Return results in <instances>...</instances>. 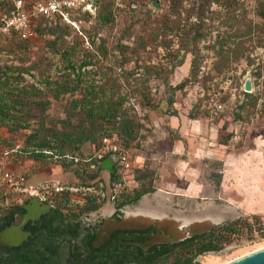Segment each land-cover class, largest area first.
I'll list each match as a JSON object with an SVG mask.
<instances>
[{
  "label": "rangeland",
  "instance_id": "rangeland-1",
  "mask_svg": "<svg viewBox=\"0 0 264 264\" xmlns=\"http://www.w3.org/2000/svg\"><path fill=\"white\" fill-rule=\"evenodd\" d=\"M204 1L184 0L178 15L163 17L168 0H114L109 8L111 21L104 23L108 8L103 5L98 16L83 20L79 29L82 35L52 21L38 24V31L26 41L0 38V67L25 70V74H21V84H31L41 90L38 99L48 101L44 112L36 108L31 110V119L24 115L26 110L17 111L16 120H25L27 129L18 124L0 126V156L7 166L26 178L35 175L52 178L59 173L71 177L69 173H73L76 181L67 186L77 190L71 194L76 198H84L88 193L96 195L103 182L100 175L93 182L87 179L89 174L97 175V171L83 161L92 154L91 149L86 148L88 145L96 148L102 137L100 134L94 137L92 144H85L84 155H76L80 161L71 165L66 159L50 155L33 160L27 153L31 144L28 134L32 131L60 128L62 120L65 125L75 122L70 101L77 99L79 93L65 94L54 100L40 85L45 78L59 80L64 76L60 71L65 62L63 51H71L74 65L90 56L92 66L85 69L83 83L101 88L106 96L125 97L122 109L142 126L138 136L144 138L130 142L127 148L132 169L127 192L120 195L119 200L127 199L132 190H144L151 192L144 194L139 203L146 197L152 201L160 199L162 203L165 180L180 185L175 180V169L181 155L173 152V146L180 144L181 135L176 129H170V125L206 122L218 126L220 140L237 130L238 146L244 143L248 146L252 139L260 136L264 138V19L255 13L256 5L264 4V0H219L208 6L202 5ZM153 2L157 8L152 7ZM200 7L197 13L196 8ZM160 16L163 17L160 22L166 20L169 29L160 36L146 37L144 31L155 27L148 22ZM193 28L199 29L203 38L195 46H178L175 34L191 32ZM214 41L220 46L215 43L211 46ZM117 46L145 48L139 50V59L128 53V61L121 62ZM102 49L104 56L100 54ZM193 57L197 61L196 75L185 81ZM151 66H161L164 72L157 77ZM182 82L180 90L171 92L167 87ZM245 82L250 86L248 92L243 91ZM170 95L172 104L168 106L166 100ZM146 101L157 104L156 110L143 106ZM4 207L0 194V209ZM235 226L237 233L218 234L221 238L217 250L196 257L193 264H228L259 246L264 247V239L254 238L246 229L245 220L238 221Z\"/></svg>",
  "mask_w": 264,
  "mask_h": 264
},
{
  "label": "flooded vegetation",
  "instance_id": "flooded-vegetation-1",
  "mask_svg": "<svg viewBox=\"0 0 264 264\" xmlns=\"http://www.w3.org/2000/svg\"><path fill=\"white\" fill-rule=\"evenodd\" d=\"M119 198L88 193L73 205L54 196L5 204L0 264H183L206 253L204 235L225 233L223 225L187 224L175 208L145 216L132 205L141 196L134 203Z\"/></svg>",
  "mask_w": 264,
  "mask_h": 264
},
{
  "label": "trees",
  "instance_id": "trees-1",
  "mask_svg": "<svg viewBox=\"0 0 264 264\" xmlns=\"http://www.w3.org/2000/svg\"><path fill=\"white\" fill-rule=\"evenodd\" d=\"M24 3H31L35 0H21ZM184 0H168V8L162 16L170 15L176 16L178 15L179 10L182 8V2ZM219 0H205L201 2L202 5L208 6L210 3L217 4ZM114 0H98L95 2V12L94 16H90L88 14H83L81 16L82 20L86 18H92L96 15H99V10L101 7L106 5L108 8L106 10V15L108 18H105L104 23H108L111 21V15L109 8L112 6ZM11 8V0H0V10H8ZM197 13H200L201 7L196 8ZM255 13L262 19H264V4L258 3L255 7ZM162 16L153 18L152 22H148V24H154V29L144 31L147 36L154 37L160 36L164 32L169 29L166 20L160 22ZM52 21L59 22L55 19H45L38 18L35 20L33 27L31 28V36L35 34L36 28L38 24L41 23H52ZM55 26L57 25L54 23ZM61 24L58 26L60 27ZM63 29H68L71 32H74L70 28L63 26ZM76 33V32H75ZM162 33V34H160ZM178 33V32H177ZM175 34L176 42L178 46H195L202 38V32L199 29L193 28L190 32H180ZM82 35L81 31L80 34ZM9 38H16L19 41H26L28 39H21L19 36H10ZM144 43L143 38L141 39V44ZM215 43L216 46H220L218 41H214L211 46ZM144 45V44H143ZM162 45V44H161ZM162 47V46H158ZM119 49V55L122 59L121 62L128 61L127 59L129 53L132 56H135V59L138 58L139 50H143L145 46H133L125 47V46H117ZM100 54L104 56L105 51L102 49ZM71 51H63V56L65 58V62L63 63L60 71L64 73L59 80H51L49 78H45L43 82H40V85L48 91L52 99L57 100L59 96L65 94H73L75 92L79 93V97L77 99H72L70 101V109L72 112V116L75 120L74 124H63L60 128L53 127L43 128L32 131L28 134V141L31 142L30 150L27 152L29 158L35 159L36 157H46L45 155H50L53 157H62L65 155L76 156L80 155L79 150L85 144H92L94 141V137L98 134L102 135V137H115L117 142L121 144L124 148H128L130 142L136 140L137 138L143 139L144 136H138L139 130L142 128L140 124L133 120V117L130 116L126 110L122 109V105L125 102V97L117 96L116 98H112V96H106L105 91L101 90V88H95L91 84L83 83V73L85 69L92 66L90 60L91 57L88 56V60H81L80 63L74 65L71 62ZM196 59L193 57L190 60V68L188 71V76L185 81H189L194 78L197 71ZM154 71V75L159 77L162 75L164 70L163 67L159 66H151ZM172 69V68H170ZM169 69V70H170ZM82 71V72H81ZM15 72V73H14ZM25 74V70H11L6 66L0 67V126L9 125V124H18L23 129H27L29 126L25 120L18 122L15 118V114L17 111L26 110L24 115L31 119L33 114H31V110L36 108L39 112H44L46 110V106L48 105V101L38 99L42 92L41 90L35 88L31 84H21L22 77L21 74ZM82 85V88L81 87ZM165 85V82H163ZM183 86V82L173 86L170 88L167 86L171 92L180 90ZM166 87V88H167ZM167 88V89H168ZM97 89V90H95ZM144 97V96H142ZM37 99V100H35ZM143 101V98H142ZM166 104L170 106L172 104L171 95L167 98ZM145 107H149L152 111L156 110L157 104H150L148 101L142 104ZM70 117L68 119L70 120ZM67 121V120H66ZM108 125L110 126L108 129L101 128L100 125ZM12 131V130H9ZM108 132V133H107ZM101 137V138H102ZM100 138V139H101ZM99 139V140H100ZM99 142V141H98ZM72 162H68V165H71ZM89 166V163H86ZM94 174H89L87 176L88 179H93L95 177ZM151 191H134L128 196L125 200L128 203L136 202L140 196L149 193ZM231 224L223 225L221 230L225 233L230 232ZM223 234V233H222ZM204 243L205 247L202 251L206 252H215L217 250V244L220 241V236L218 234H209L204 235ZM191 250V246H189V252ZM201 252L200 250L197 251ZM194 255L190 254L187 258L184 259L183 264H193ZM172 264H181L180 260L177 259Z\"/></svg>",
  "mask_w": 264,
  "mask_h": 264
},
{
  "label": "crops",
  "instance_id": "crops-1",
  "mask_svg": "<svg viewBox=\"0 0 264 264\" xmlns=\"http://www.w3.org/2000/svg\"><path fill=\"white\" fill-rule=\"evenodd\" d=\"M169 127L176 129L181 135L180 144L173 146V152L181 155L180 163L175 169V180L180 185L166 179L165 189L161 192L163 202L146 197L134 208L136 212L145 216L168 215L174 214L175 208L180 211L187 224L214 226L228 225L246 216L264 215L262 136L252 139L248 146L245 143L244 146H238L237 130L233 135L227 134L228 137L220 140L218 126L206 122H182ZM84 146L79 150L80 156L85 153ZM88 146L86 149H91V154L93 146ZM101 164L102 162L95 168L97 175L93 179H87L93 182L100 175L103 182L99 184L96 195L107 199L109 175L107 168ZM69 174L71 177L67 173H59L52 178L35 175L26 179L31 186L45 182L73 185L72 182L76 181L75 174ZM82 200L83 198H77L66 204L73 205Z\"/></svg>",
  "mask_w": 264,
  "mask_h": 264
},
{
  "label": "built area",
  "instance_id": "built-area-1",
  "mask_svg": "<svg viewBox=\"0 0 264 264\" xmlns=\"http://www.w3.org/2000/svg\"><path fill=\"white\" fill-rule=\"evenodd\" d=\"M98 0H35L24 3L21 0H11V8L0 10V38L19 36L21 39L31 37V28L38 18L56 19L59 24L66 26L80 34V26L83 24L81 16L88 14L94 16L95 2ZM109 158L112 167V179L108 186V198L123 195L127 192L129 172L132 169L131 160L127 149L119 144L115 137H102L96 148L84 163H89L90 169H95L99 164ZM68 162L77 163L75 156H62ZM77 193L76 189L67 186L66 183L45 182L37 186L28 185L26 177L12 170L0 156V194L5 204L20 203L29 198H37L40 201L54 196L63 204L71 203V194ZM243 220L246 229L256 239H264V215L246 216ZM237 220L231 224L230 232L237 233Z\"/></svg>",
  "mask_w": 264,
  "mask_h": 264
},
{
  "label": "water",
  "instance_id": "water-1",
  "mask_svg": "<svg viewBox=\"0 0 264 264\" xmlns=\"http://www.w3.org/2000/svg\"><path fill=\"white\" fill-rule=\"evenodd\" d=\"M152 7L157 8V4L153 2ZM250 90V86L248 82H245L243 85V91L248 92ZM103 167L107 168V172L109 175V181L112 179V167H111V160L109 158L105 159L102 161L101 164ZM109 184H107V189H108ZM108 196V194H107ZM108 198V197H107ZM34 200V198H29L27 202H31ZM228 264H264V248L261 250H258L256 252L250 253L244 257H241L237 260H234Z\"/></svg>",
  "mask_w": 264,
  "mask_h": 264
},
{
  "label": "bare ground",
  "instance_id": "bare-ground-1",
  "mask_svg": "<svg viewBox=\"0 0 264 264\" xmlns=\"http://www.w3.org/2000/svg\"><path fill=\"white\" fill-rule=\"evenodd\" d=\"M264 247L263 246H259V247H257L255 250H253L252 251V253L253 252H256V251H258V250H261V249H263ZM246 256V255H245ZM244 257V256H243ZM241 258V257H240ZM208 259V258H207ZM239 259V258H238ZM209 264V263H208ZM212 264V263H211Z\"/></svg>",
  "mask_w": 264,
  "mask_h": 264
}]
</instances>
